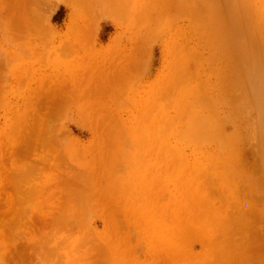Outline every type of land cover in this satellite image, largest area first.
<instances>
[{
    "label": "rangeland",
    "instance_id": "374dc122",
    "mask_svg": "<svg viewBox=\"0 0 264 264\" xmlns=\"http://www.w3.org/2000/svg\"><path fill=\"white\" fill-rule=\"evenodd\" d=\"M0 264H264V0H0Z\"/></svg>",
    "mask_w": 264,
    "mask_h": 264
},
{
    "label": "crops",
    "instance_id": "0c3cea01",
    "mask_svg": "<svg viewBox=\"0 0 264 264\" xmlns=\"http://www.w3.org/2000/svg\"><path fill=\"white\" fill-rule=\"evenodd\" d=\"M261 183V180L259 178H255L250 184H254L255 190L258 188V184Z\"/></svg>",
    "mask_w": 264,
    "mask_h": 264
},
{
    "label": "trees",
    "instance_id": "16d2710c",
    "mask_svg": "<svg viewBox=\"0 0 264 264\" xmlns=\"http://www.w3.org/2000/svg\"><path fill=\"white\" fill-rule=\"evenodd\" d=\"M62 13H63V8H61V9L57 12V14L54 16V21H56V19H57L58 17H60V15H62Z\"/></svg>",
    "mask_w": 264,
    "mask_h": 264
},
{
    "label": "bare ground",
    "instance_id": "6f19581e",
    "mask_svg": "<svg viewBox=\"0 0 264 264\" xmlns=\"http://www.w3.org/2000/svg\"><path fill=\"white\" fill-rule=\"evenodd\" d=\"M225 223V222H224ZM231 226V225H230ZM220 227V226H219ZM235 228V227H234ZM230 256V255H229Z\"/></svg>",
    "mask_w": 264,
    "mask_h": 264
}]
</instances>
